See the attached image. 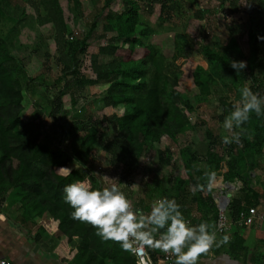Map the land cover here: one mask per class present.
<instances>
[{
	"label": "rangeland",
	"instance_id": "374dc122",
	"mask_svg": "<svg viewBox=\"0 0 264 264\" xmlns=\"http://www.w3.org/2000/svg\"><path fill=\"white\" fill-rule=\"evenodd\" d=\"M51 1L56 0H44V3ZM57 1L70 28L59 41L55 39L52 24L42 21L45 15L42 0L0 2V40L6 41L15 60L13 75L23 96L17 129L28 125L36 144L49 151L62 152L66 166L71 169L82 168L76 156L80 149L85 158L83 167L93 178V189L115 183L132 206L145 213L150 211L154 200L166 197L177 202L191 225L207 222L213 230L219 198L229 193L222 186L230 184L235 187L230 200L239 192L242 209L255 205L264 215V132L261 137H255V114L242 125L239 144L224 145L221 139L227 134L222 122L232 110V104L239 101L240 89L249 83L230 72L220 74L219 68L200 50V46L206 45L213 51L231 53L236 48L230 41L235 39L240 50L250 54L243 39L254 23L250 24L244 0H237L231 9L219 0H171L162 10L155 0H110L108 4V0H77L78 6ZM133 4L136 6L133 29L144 33V42L160 50L174 49L182 56L180 61L186 71L176 76L191 111L182 134L174 138L163 136L143 150L128 176V185L122 179L125 167L119 163L127 159L115 160L114 165L113 153L107 149L114 137L111 124L102 117L108 84L86 85L74 102L65 95L58 109L53 102L65 82L61 78L59 59L65 56L67 43L87 38L86 56L76 55L77 60L83 61L85 74H92L91 66L107 69L111 62L109 50L117 43L112 37L116 36L120 14L130 11ZM198 8L204 14L199 21L194 19ZM257 55L260 61L255 74L264 85V46ZM194 64L201 70L204 83L192 82L188 72ZM66 78L70 80L71 74ZM122 107V104L116 106L114 113L120 116ZM90 128L96 132L95 139L86 150L85 139L90 136L87 132ZM30 192L8 188L0 209L33 238L51 239L54 251L67 264H117L119 261L133 264L128 254L117 259L113 251V257H108L103 249L108 241L102 240L90 224L73 220L72 209L67 205L62 219L64 227L75 228L80 234L69 239L59 229L58 218L40 211L34 202L23 200ZM225 234L230 239L234 234L243 239L235 250L244 264H264V219L242 227L232 226ZM223 235H217V239ZM222 247L227 248L213 246L199 258H212Z\"/></svg>",
	"mask_w": 264,
	"mask_h": 264
},
{
	"label": "trees",
	"instance_id": "16d2710c",
	"mask_svg": "<svg viewBox=\"0 0 264 264\" xmlns=\"http://www.w3.org/2000/svg\"><path fill=\"white\" fill-rule=\"evenodd\" d=\"M3 0H0V2ZM43 1L45 12L42 21L50 22L55 32V39L59 41L64 37L69 28L66 23L62 6L59 1H51L47 4ZM72 6H78L77 0H65ZM171 0H155L160 10L164 9ZM223 6L233 8L237 0H219ZM110 2L108 0L107 4ZM250 14V26L243 42L249 46V53L244 54L235 39L230 44L236 50L231 53L213 51L208 46H200L202 54L213 62L220 74L230 72L242 81H248L254 92L263 94L264 85L255 74L259 63L258 53L264 46V41L258 40L257 36H264V0H244ZM136 6L130 11H123L116 36L112 40L117 43L111 45L109 50L110 65L107 69L91 66V75L82 71L83 61L77 60L76 55L83 53L86 56L85 42L80 41L67 43V52L59 59L62 77L65 82L63 89L54 99V108H60L65 95L70 101H75L78 94L86 85L106 82L108 84L103 97V121L112 126L113 139L107 144L115 160L125 167L122 179L130 185L128 176L136 164L138 156L143 150L161 140L163 136L174 138L182 134L188 125V116L191 106L182 97L181 88L176 74H183L186 70L180 61L182 56L174 49L160 50L143 40L144 33L133 29L135 23ZM2 11L0 10V15ZM203 11L197 9L194 19H203ZM39 17V16H38ZM167 17V16H165ZM73 19V18H72ZM93 27V26H92ZM88 37V34L87 36ZM66 45V43H65ZM252 56V58H250ZM186 57V56H184ZM231 60H243L246 68L239 73L230 66ZM195 65V64H194ZM15 60L8 51L6 41L0 40V204L5 191L10 187L28 189L31 191L24 197V201H32L40 211L48 212L53 218L59 219V229L70 239L78 236L77 229L64 227L62 219L65 217L66 204L63 200V188L70 181L83 180L92 187V176L87 175L83 165L85 158L83 151L76 153L78 163L82 168L72 169L70 175L59 172L60 167H67L65 155L62 152H53L36 144L28 125L17 129L19 114L22 110V93L18 80L13 75ZM71 74L67 80L66 75ZM192 82L204 83L205 80L198 66L195 65L189 72ZM122 104V114L115 112L116 106ZM97 121V120H96ZM98 122V121H97ZM87 149L94 143L95 130L89 129ZM264 132V117H257L254 126L255 137H261ZM118 163V165H119ZM117 164V163H116ZM127 165V166H125ZM233 190L232 185H230ZM249 207H255L249 206ZM246 207L244 209H247ZM256 208V207H255ZM241 208L240 193H236L229 201V210L232 218ZM71 230V231H70ZM243 239L234 234L226 244L227 248L217 250L216 254H226L230 258L243 263L236 254L235 247L242 245ZM104 251L108 257L120 259L122 255L129 254L121 248L119 242L108 240V246ZM115 254L112 256V252ZM132 263L134 260L130 256ZM117 264H124L119 261ZM244 264V263H243Z\"/></svg>",
	"mask_w": 264,
	"mask_h": 264
},
{
	"label": "clouds",
	"instance_id": "9594fccd",
	"mask_svg": "<svg viewBox=\"0 0 264 264\" xmlns=\"http://www.w3.org/2000/svg\"><path fill=\"white\" fill-rule=\"evenodd\" d=\"M257 39L264 41V36L258 35ZM230 66L239 73L246 68V62L231 60ZM253 113L264 117V94L244 86L240 89L239 101L232 104V110L222 122L227 133L221 138L224 145L240 143L242 125ZM58 170L65 176L72 172L68 167ZM62 198L72 209L71 218L93 226L102 240L119 242L123 250L130 252L144 247L158 249L173 256V264H199L201 254L230 240L228 234L217 239L207 222L191 225L174 199L154 200L147 213L134 208L115 183L93 189L83 180L75 181L64 186Z\"/></svg>",
	"mask_w": 264,
	"mask_h": 264
},
{
	"label": "crops",
	"instance_id": "0c3cea01",
	"mask_svg": "<svg viewBox=\"0 0 264 264\" xmlns=\"http://www.w3.org/2000/svg\"><path fill=\"white\" fill-rule=\"evenodd\" d=\"M51 239L33 238L0 209V258L12 264H67L55 251ZM199 264H243L226 254L199 258Z\"/></svg>",
	"mask_w": 264,
	"mask_h": 264
},
{
	"label": "built area",
	"instance_id": "2783aa9c",
	"mask_svg": "<svg viewBox=\"0 0 264 264\" xmlns=\"http://www.w3.org/2000/svg\"><path fill=\"white\" fill-rule=\"evenodd\" d=\"M129 179V177H128ZM229 200L219 198L217 203L218 215L214 223L213 231L216 235L227 233L232 226H246L253 221H261L264 219L263 213L259 212L255 207H249L244 210H240L232 219L229 210ZM130 256L134 260L135 264H173L174 257L170 254H164L158 249H150L147 247L138 248L135 252H130ZM0 264H12L7 258H0Z\"/></svg>",
	"mask_w": 264,
	"mask_h": 264
},
{
	"label": "bare ground",
	"instance_id": "6f19581e",
	"mask_svg": "<svg viewBox=\"0 0 264 264\" xmlns=\"http://www.w3.org/2000/svg\"><path fill=\"white\" fill-rule=\"evenodd\" d=\"M222 187H226L228 189V191H229L230 194L233 191V190H231L230 184H224V186H222ZM233 188H235V187H233Z\"/></svg>",
	"mask_w": 264,
	"mask_h": 264
},
{
	"label": "water",
	"instance_id": "95a60500",
	"mask_svg": "<svg viewBox=\"0 0 264 264\" xmlns=\"http://www.w3.org/2000/svg\"><path fill=\"white\" fill-rule=\"evenodd\" d=\"M231 196L230 193H227L226 195H223L222 198L223 199H226V200H229V197Z\"/></svg>",
	"mask_w": 264,
	"mask_h": 264
}]
</instances>
